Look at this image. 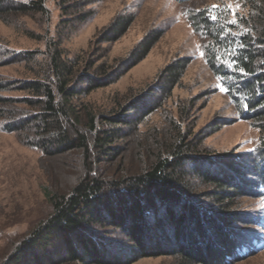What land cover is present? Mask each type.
Segmentation results:
<instances>
[{
  "label": "rangeland",
  "instance_id": "obj_1",
  "mask_svg": "<svg viewBox=\"0 0 264 264\" xmlns=\"http://www.w3.org/2000/svg\"><path fill=\"white\" fill-rule=\"evenodd\" d=\"M262 2L45 0L47 13L0 17V82L11 83L0 91L7 99L0 102V264L51 213L45 192L67 194L85 176L87 167L106 182L141 173L156 156H166L179 136L189 148L190 157L182 172L187 193L195 205L210 209L215 204L205 194L212 188L194 169L215 172L217 168L199 163L200 159L240 155L245 163L243 172L252 167L251 162H260L263 123L243 117L231 95L219 90L225 86L210 66L212 41L199 17L204 13L218 18L222 11L231 21L248 18ZM214 4L219 7L207 12ZM126 17L132 22L125 33L116 41H105L106 27L114 19ZM152 34L160 35L158 41L133 64L131 51ZM24 52H29V57L12 59L13 54ZM54 56L67 88L75 92L66 103L75 125L67 126V134L71 139L75 132L84 135L87 155L80 149L60 154L43 152L3 129L7 123L31 119L41 112L43 95L18 86L24 81H38L55 87ZM177 59H187L188 64L172 88L162 70ZM90 78L109 83L91 88ZM91 117L95 118L93 124ZM115 120L120 121L113 125ZM29 128L34 129L32 125ZM94 130L99 138L109 136L110 141L95 146ZM242 175L254 180L252 174ZM246 190L228 203V212L237 218L231 224L233 231L252 232V218L264 219L263 200L253 195V186ZM98 232L107 242L104 263L67 260L60 264H120L133 259L132 244L123 233L109 225L99 227ZM255 232L264 238V229L256 228ZM130 264L186 263L169 254L137 258ZM229 264H264V250Z\"/></svg>",
  "mask_w": 264,
  "mask_h": 264
},
{
  "label": "trees",
  "instance_id": "obj_2",
  "mask_svg": "<svg viewBox=\"0 0 264 264\" xmlns=\"http://www.w3.org/2000/svg\"><path fill=\"white\" fill-rule=\"evenodd\" d=\"M44 2L0 0V17L47 13ZM253 10L254 14L241 17L236 24L231 23L222 11L216 20L208 19L204 13L199 20L211 37L209 62L212 71L229 89L239 114L262 122L260 127L264 128V2ZM131 22L127 17L114 19L106 27L105 41H116ZM159 37L152 34L139 41L129 55L132 63L143 59ZM233 50L234 57L230 55ZM21 57H29V52L12 55L14 60ZM224 61L228 63H222ZM51 64L55 87L38 81H24L18 86L21 90L30 89L43 95L41 112L31 119L26 117L7 123L3 129L16 133L21 141L39 147L43 152L60 154L80 149L87 155L89 148L84 135L75 132L71 139L67 134V126L73 128L75 125L66 103L75 92L67 88L58 57H52ZM187 64V59H177L164 67L162 72L167 75L170 87L176 85ZM89 82H93L91 88L109 83L94 82L92 78ZM10 84L0 82V91ZM5 101L7 99L0 96V102ZM94 120L91 117L90 123L93 124ZM117 121L120 120L112 124L116 125ZM94 132L97 135L95 146L110 141L109 136L99 138V133ZM180 138L177 136L166 156H156L141 173L106 182L93 176V170L87 167L85 176L67 194L45 192L51 213L22 239L3 264H60L67 260L104 263L107 242L98 232V228L104 225L123 233L132 244L133 259L120 264L169 254L178 256L186 264H229L264 250V238L255 232L256 228L264 229V219L252 218L251 221L255 222L252 232H237L231 228L237 218L228 212L231 207L228 203L250 185L254 189L253 195L262 199L264 204V147L259 155L260 162H251L252 167L244 170L245 174L254 176L252 181L242 175L245 163L240 155L228 153L200 159L199 163L206 162L217 168L215 172L202 167L194 169L196 175L212 188L205 197L213 199L215 205L205 209L191 201L184 185L183 165L190 156L187 144Z\"/></svg>",
  "mask_w": 264,
  "mask_h": 264
},
{
  "label": "snow or ice",
  "instance_id": "obj_3",
  "mask_svg": "<svg viewBox=\"0 0 264 264\" xmlns=\"http://www.w3.org/2000/svg\"><path fill=\"white\" fill-rule=\"evenodd\" d=\"M219 6L218 5H212V8L211 9H208V10H206L207 12H212L214 9H217ZM233 15H235V13H233ZM208 19H211V20H216L217 19V16L216 15H211L210 17H207ZM231 23H233V24H236L237 23V20H233V21H231ZM205 55V53H203V52H201V56L203 57ZM230 55H232L233 57L235 56V50H233L231 53H230ZM222 63H228L227 61H224V62H222ZM231 63H232V65L234 66L235 65V60L233 59V61H231ZM219 90L221 91V92H225V93H227L228 91H229V89L228 88H226V87H220L219 88Z\"/></svg>",
  "mask_w": 264,
  "mask_h": 264
}]
</instances>
